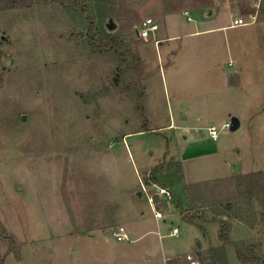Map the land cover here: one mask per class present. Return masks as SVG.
Listing matches in <instances>:
<instances>
[{"label":"rangeland","instance_id":"rangeland-1","mask_svg":"<svg viewBox=\"0 0 264 264\" xmlns=\"http://www.w3.org/2000/svg\"><path fill=\"white\" fill-rule=\"evenodd\" d=\"M255 1L0 0V222L21 254L3 264H163L164 253L191 264L210 244L226 264H264V205L233 181L264 172V0L256 24L217 29ZM145 19L179 37L156 48L135 33ZM201 29L215 30L190 35ZM106 33L126 47L99 51ZM143 185L183 194L184 207L152 205ZM233 202L247 225L230 220L224 245L215 218L235 216ZM8 249L0 237V260Z\"/></svg>","mask_w":264,"mask_h":264},{"label":"trees","instance_id":"trees-1","mask_svg":"<svg viewBox=\"0 0 264 264\" xmlns=\"http://www.w3.org/2000/svg\"><path fill=\"white\" fill-rule=\"evenodd\" d=\"M73 1H75L76 3L79 2V0H73ZM1 8L4 10L9 9V7H3V6ZM125 47H126L125 42H123V40H121L119 37L111 36L106 33V34H103V39H102L101 44L98 47V50L99 51H118ZM159 169H160V166H157L152 169L151 174L153 175V179L152 180L147 179L148 184H151V185L157 184V179L154 177V175L158 172ZM233 181H234L236 189L238 190L241 198L248 200L250 203L259 201L261 203V206L264 205V172H257V173L247 174V175L236 176L233 178ZM207 183H210V182H207ZM202 185L203 184H192V185L187 186V190H192L195 188L198 189ZM181 195L183 196V194ZM189 198L190 197L188 196V199ZM156 199H158V197ZM181 199L182 197H180L178 201L176 198H172V201L174 202V204L183 208L184 204L181 201ZM188 199L186 196L185 200L187 201ZM195 202L199 203L200 201H195ZM235 205L236 203L233 202L232 204H229L226 206V208L229 211H233L234 209H236L235 216L230 217L228 213H226L227 211H225V213L219 214V215L224 216L221 220L218 218H215L216 220L220 221V224H221L220 238H221V242L224 245L229 244L231 242L229 233L232 227V223L230 220L239 219L241 221H246L244 212L240 215L237 214L238 212L241 213V207L239 205L238 206H235ZM198 206H202V204L199 203ZM0 237L3 238L4 241H6V243L8 242L9 244V249L4 254V256L1 257L0 264H3L5 258L10 253H13L16 255V257L20 258L21 254L15 251L17 247L16 238L13 235L8 234L6 228L3 226L1 222H0ZM237 251H238L239 258L243 261H253V262H258V263L263 262V260L259 258L252 250L249 252V255H247L243 252L241 246H238ZM199 261L201 262V264H226L227 258H226V252H225L224 247L210 249L206 257H202V256L199 257Z\"/></svg>","mask_w":264,"mask_h":264},{"label":"built area","instance_id":"built-area-1","mask_svg":"<svg viewBox=\"0 0 264 264\" xmlns=\"http://www.w3.org/2000/svg\"><path fill=\"white\" fill-rule=\"evenodd\" d=\"M261 2L262 0H258L254 2L253 4V7L255 9L254 11L249 12L247 15L236 16L235 18H233L231 27L233 28L245 27V26H252L256 24L258 21V17H259L258 14H259ZM186 15L188 16V19L191 20V17L189 16L188 12H186ZM136 30L138 31L139 38L147 39V38L153 37L156 34V32L159 30V27L158 25L154 24L152 19H145L141 23V25L138 28H136ZM223 127L226 129L230 128V123L225 124ZM209 133L213 140L215 141L218 140L220 132L216 127L210 128ZM143 191L145 192V194H147L148 199L150 200V203L152 205H154V199L157 197L161 200H167V201L172 200L173 198L171 191L168 190L167 188L154 187L153 193L150 194L149 189H147L143 185ZM154 213H155L156 218L158 219L163 218V214L160 211L154 209ZM178 234H179V231L177 228H174L171 231L172 236H178ZM114 235L120 241L123 239H128L127 234L123 232V230H121L120 232H116ZM191 264H200V262L191 260Z\"/></svg>","mask_w":264,"mask_h":264},{"label":"crops","instance_id":"crops-1","mask_svg":"<svg viewBox=\"0 0 264 264\" xmlns=\"http://www.w3.org/2000/svg\"><path fill=\"white\" fill-rule=\"evenodd\" d=\"M211 13H209V15H210ZM184 15L185 16H187L186 15V13H184ZM205 15V14H204ZM190 17H191V12H190V15H189ZM213 17V16H212ZM187 18H188V16H187ZM192 18V17H191ZM208 18V19H207ZM207 18H203V19H201V21H203V22H208V20H210L209 18H211V16H209V17H207ZM233 18H235V17H233ZM189 20V19H188ZM189 21H191V20H189ZM231 22H232V19H231ZM229 28H233V27H231V25H229V26H227V27H225V25L224 26H220V27H218L217 29H220V30H226V29H229ZM211 30H215V29H209V30H195V31H193V32H191L190 33V35L191 34H197V33H203V32H209V31H211ZM160 31V28H159V30L156 32V34L158 33ZM156 34L153 36V39L155 40V45H156V48L159 46V45H162L165 41H167V40H170V39H173V38H177V37H179L178 36V34L176 35V36H163V37H156ZM227 71H232V73L234 72L233 70H227ZM225 124H227V123H225ZM224 124V125H225ZM223 125V126H224ZM211 127H215V126H211ZM211 127H209L208 128V131H209V129L211 128ZM210 134V133H209ZM211 137V136H210ZM212 138V137H211ZM215 141V140H214ZM219 180H221V179H219ZM180 197H183V196H181V195H179L178 194V199L180 198ZM171 207H173V206H171ZM164 217V216H163ZM157 220H160V219H158V218H156ZM234 220H238V221H240V222H242V223H244V224H246V222L245 221H241V220H239V219H233V221ZM232 221V222H233ZM231 222V223H232ZM247 225V224H246ZM249 226V225H248ZM250 227V226H249ZM124 228V227H123ZM128 232V231H127ZM126 232V234H127V236H128V233ZM128 239H129V236H128ZM211 244L210 245H208V247L207 248H204L203 247V245H199V249H197L196 251H194V252H192L191 254H188V255H191L192 256V260H195V261H199V255H200V253H205L206 251H207V249H208V251H210V249H211ZM213 247V246H212ZM217 247V246H216ZM197 253V254H196ZM199 253V254H198ZM209 253V252H208ZM187 255V256H188ZM198 255V256H197ZM207 255V254H206ZM181 256H182V254L181 253H177V256H170V255H168L167 253H164L163 254V264H187V263H189V262H186L185 260H183L182 258H181ZM177 257V258H176ZM6 259V258H5ZM4 262H5V260H4ZM3 262V263H4Z\"/></svg>","mask_w":264,"mask_h":264},{"label":"water","instance_id":"water-1","mask_svg":"<svg viewBox=\"0 0 264 264\" xmlns=\"http://www.w3.org/2000/svg\"><path fill=\"white\" fill-rule=\"evenodd\" d=\"M108 28L110 29V30H114L115 29V24L113 23V20H110L109 21V24H108ZM135 33H136V35L138 36V31L136 30L135 31ZM228 72V74H231L232 73V71H227ZM24 120H25V118H23ZM240 126H241V121H240V119L239 118H237V117H232L231 118V122H230V131L231 132H235L236 130H238L239 128H240ZM139 195H142V192H139L138 193Z\"/></svg>","mask_w":264,"mask_h":264}]
</instances>
